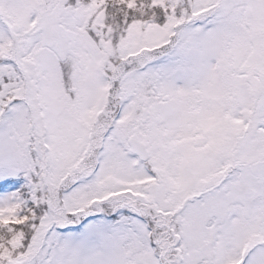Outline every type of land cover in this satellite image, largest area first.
I'll return each mask as SVG.
<instances>
[{
    "label": "snow or ice",
    "instance_id": "1",
    "mask_svg": "<svg viewBox=\"0 0 264 264\" xmlns=\"http://www.w3.org/2000/svg\"><path fill=\"white\" fill-rule=\"evenodd\" d=\"M0 264H264V0H0Z\"/></svg>",
    "mask_w": 264,
    "mask_h": 264
}]
</instances>
